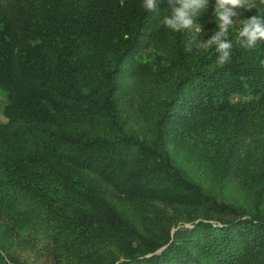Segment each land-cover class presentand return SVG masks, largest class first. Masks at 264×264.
<instances>
[{
    "label": "trees",
    "instance_id": "obj_1",
    "mask_svg": "<svg viewBox=\"0 0 264 264\" xmlns=\"http://www.w3.org/2000/svg\"><path fill=\"white\" fill-rule=\"evenodd\" d=\"M143 2L0 0V264H264V42Z\"/></svg>",
    "mask_w": 264,
    "mask_h": 264
},
{
    "label": "clouds",
    "instance_id": "obj_2",
    "mask_svg": "<svg viewBox=\"0 0 264 264\" xmlns=\"http://www.w3.org/2000/svg\"><path fill=\"white\" fill-rule=\"evenodd\" d=\"M170 14L165 16L162 24L174 32H180L194 26V17L201 10L208 8L209 0H168ZM264 4V0H260ZM143 7L148 11L156 9L154 0H144ZM256 7L252 0H215L213 15L216 17L217 28L213 35L203 42L197 43L198 48L215 46L217 62L225 64L230 61L234 46L253 48L258 42H264V17L251 16L240 19L241 10L247 11ZM240 25V29L234 39L228 38L231 27ZM197 31H202L197 27ZM192 49L186 48V51Z\"/></svg>",
    "mask_w": 264,
    "mask_h": 264
},
{
    "label": "rangeland",
    "instance_id": "obj_3",
    "mask_svg": "<svg viewBox=\"0 0 264 264\" xmlns=\"http://www.w3.org/2000/svg\"><path fill=\"white\" fill-rule=\"evenodd\" d=\"M237 26L238 25H236L235 27H237ZM4 95H5L4 92L0 90V119H2V110H3V108H2V103L1 102L3 100ZM37 264H48V263L45 260H41Z\"/></svg>",
    "mask_w": 264,
    "mask_h": 264
}]
</instances>
